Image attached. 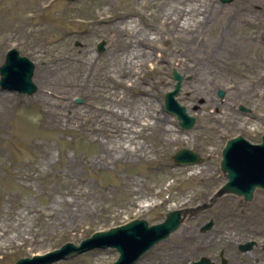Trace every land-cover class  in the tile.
Listing matches in <instances>:
<instances>
[{
  "label": "rangeland",
  "instance_id": "rangeland-1",
  "mask_svg": "<svg viewBox=\"0 0 264 264\" xmlns=\"http://www.w3.org/2000/svg\"><path fill=\"white\" fill-rule=\"evenodd\" d=\"M30 1L0 0V65L4 62L6 51L11 48H16L20 55L26 56L36 65ZM58 1L59 4L80 1L86 8H97V3L92 0ZM167 1L170 7H186V12L175 10L167 15V6L162 5L159 8L158 22L152 23L157 28L149 30L158 39L161 50L157 71L149 67L133 66L132 75L136 73L140 77L134 83L136 87L117 90L124 109L154 110L163 118L158 127L172 130L170 133H161V130L149 126L145 128L146 135L153 132L159 133L157 136L164 140L174 135L180 138L174 144L161 142L162 144L153 147L148 139L149 135L137 137V140L147 145L149 162L127 156L111 164L86 166L87 160L101 150L99 134H90L75 123L45 124L39 113L42 109L40 104L32 99L39 86L35 85L36 90L32 94L0 87V93L21 99L18 102H5L4 106H0V164H3L0 165V233L5 232L4 237L14 236L16 230H21L26 236L24 240L0 244V264H13L21 257L43 254L66 242L78 244L96 231L122 225L133 219H145L149 224H155L163 221L170 210L190 209L206 203L225 180L220 161L227 140L241 135L251 143L261 141L264 134V62L256 60L255 65L246 68L238 61V55L234 53V62L230 63L226 61L222 51L231 41L241 38L243 40L238 42L241 47L248 44L242 49L249 50L250 55L254 56L258 49L264 53V15L253 8L247 9L249 5H264V0H232L228 3L213 0L215 4L225 7L227 15H213L209 21L198 24L195 29L203 34L196 37L194 33L192 41L196 39L200 44L204 42L215 45V55H219L226 62H220L215 70L212 68L207 73L208 80L212 82L211 95L197 98L187 93H193L200 80H195L191 72L184 71L176 60L182 59L193 66L198 60L204 62L202 59L206 55L195 51L199 48L197 44L192 46V52L179 38L174 43L175 47L170 46L165 37L171 24L166 25L163 21V18H174L180 27L188 17V9L193 7L195 0ZM200 3L203 5L205 0ZM129 6L137 14L145 11L141 0H113L112 6L108 8L118 13L126 11ZM200 9L203 7L200 6ZM56 15V8L51 7L43 11L41 18L42 21L48 19L54 26L64 29L81 28L79 23L59 22ZM135 17L131 16V19ZM244 19H250L252 25H245ZM145 20L151 23L153 18ZM136 25L143 26L139 19ZM250 33L253 36L249 39L247 36ZM99 43H103L101 50L98 48ZM109 44L104 37L99 36L96 38L94 50L98 54H106L110 51ZM71 45L78 46L80 41L73 40ZM57 46L52 44L50 50L52 48L55 52L61 51V46ZM141 48L149 50L147 45ZM105 57L102 56L101 60H105ZM173 69L181 76L175 99L186 107L189 115L195 117V123L190 129L181 128L176 116L164 107V95L173 90L175 84ZM123 79L126 84L131 83L128 77ZM219 90L224 92L222 96L218 95ZM212 101L215 105H212ZM204 102L208 108L201 109ZM71 103L80 111L87 110L86 106L90 104L101 105L100 101L97 103L90 96L78 93L73 94ZM240 105L248 110L239 109ZM208 110L214 111L215 119L204 114ZM143 119L152 122L150 116H144ZM136 128L139 129L140 126L137 125ZM33 141L52 153L53 161L47 170L31 171L28 167L31 162L36 163L35 158L39 152V148L32 145ZM181 148L191 149L202 160L192 164H176L173 155ZM69 159H75L72 169L70 165L67 167ZM41 166L39 165L40 168ZM189 168L195 169L198 175L188 178ZM64 177L75 182L65 183ZM79 186L83 189L80 195L74 196L68 192L69 189ZM144 194L151 198L150 202H146L147 205L140 203ZM60 196L73 202L75 215L68 218L64 211H56L54 217L50 218L51 221L47 218L40 221L35 216L34 209H42L51 199ZM139 203L143 207H136ZM184 216L176 231L148 250L134 264H193L201 256L211 258L212 252L218 247L227 250L231 245L230 248H233L244 237L240 228L257 220L256 217L264 216V191L257 189L252 200L248 202L234 194H225L205 210L197 214L187 212ZM209 217L218 218L217 223L222 222L219 224L220 232H224L222 235H211L209 231L195 229L198 223ZM118 256L119 253L114 247L93 248L51 264H112Z\"/></svg>",
  "mask_w": 264,
  "mask_h": 264
},
{
  "label": "bare ground",
  "instance_id": "bare-ground-1",
  "mask_svg": "<svg viewBox=\"0 0 264 264\" xmlns=\"http://www.w3.org/2000/svg\"><path fill=\"white\" fill-rule=\"evenodd\" d=\"M97 3V8L84 7L80 1L65 3L57 0H31V32L33 34V53L36 59L34 67L33 82L38 87L36 93L32 96L41 106L39 111L43 122L48 125L70 124L75 123L80 127L85 128L90 134H99L101 136V150L92 158L87 160L86 166H101L102 164H111L127 156H135L138 159H144L149 162L147 157V145L139 140L137 137L148 136L149 141L153 147L156 144L164 142L167 145L174 144L180 138L176 135L167 137L165 140L156 133L145 134V128L151 126L153 129L161 130L162 132H172L159 128L163 118H161L155 111H144L132 108L124 109V104L121 103V97L117 93L119 88L128 90L136 87L135 82L140 79L135 74L132 75L133 66L149 67L151 70L157 71V65L161 60V50L158 46V39L151 34L149 30H156L157 27L153 22H158V12L162 5L167 6L168 11L186 12V7L180 6L170 7L167 0H141L145 11L140 14L135 13L134 8L129 6V9L123 12L114 13L109 10L112 6L113 0H92ZM201 0H195L193 7L188 9V17L185 22L179 27L176 19L163 18L166 25L171 24L169 33L165 37V41H169V45L174 47V43L179 38L183 40L185 47L193 49L192 46H197L195 51L204 53L206 57L198 60L194 65L185 63L182 59H177V64L182 66L184 71L192 73V77L200 80V83L193 89L194 98L199 96H210L212 93V82L209 81L207 73L212 68L214 70L219 66L220 62L229 61L233 63V54L238 55V61L246 68L256 64V60L264 62V53L259 49L255 51V55H250V51L242 48L248 46L240 45L238 41L243 39L231 41L226 45L225 53L226 61L222 60L219 55H215L217 47L211 43L202 42L197 43L192 41L194 33L196 37L203 34L198 32L195 28L200 23H205L214 15L226 16L227 12L224 6H219L213 0H205L201 5ZM183 2V1H182ZM180 2V4L182 3ZM135 3V1H134ZM129 5V3H128ZM200 6L203 9H200ZM55 7L57 10L56 18L63 24L79 23L80 29H64L60 26H54L50 20L42 21V13L47 9ZM109 7V8H108ZM253 8L263 13L264 5H249L247 9ZM162 10V9H161ZM164 12V9L162 10ZM131 16H136L131 19ZM152 17V22H147L145 18ZM143 26H137L136 21ZM192 22V24H191ZM134 23V26H132ZM245 25H252L250 19H244ZM203 31V29H201ZM172 35V36H171ZM176 35V37H174ZM102 36L106 39L110 46V51L106 54H98L94 50L96 38ZM252 33L248 34L247 38H251ZM123 37L128 38L127 40ZM79 40L80 45L73 46L71 41ZM157 39V40H155ZM194 39V38H193ZM61 46V51L55 52L50 50V46ZM143 45L149 46V50H144ZM188 49V50H189ZM189 50V51H190ZM187 51V50H185ZM193 52V50H192ZM221 53V49H219ZM105 60H101V57ZM175 62V61H173ZM260 62V63H261ZM119 63V64H118ZM118 64V65H117ZM114 65V66H112ZM128 74V75H127ZM124 77H128L130 84H126ZM133 78V81L131 80ZM141 89V88H139ZM143 91V89H141ZM80 94L82 96H90L93 100L101 105L90 104L86 106L87 110L80 111L71 103L73 94ZM190 97V96H189ZM21 99L10 94L0 93V106H4L5 102H18ZM103 100V101H102ZM104 103H102V102ZM192 101V100H191ZM208 101V100H205ZM212 105L215 102L212 101ZM206 107V102L201 105ZM214 111H204L208 117L215 119ZM144 116H150L152 122L143 121ZM140 126L139 129L136 126ZM185 139L186 137H182ZM35 148H39L36 155V163L31 162L28 166L31 171L35 169L47 170L53 161L52 153L43 148L42 145L33 141ZM39 160V161H37ZM67 167L73 168L75 159H69ZM1 166L3 164H0ZM39 165H42L41 168ZM29 170V172H30ZM31 173V172H30ZM60 177V174H57ZM198 172L189 168L188 178L196 177ZM73 179L67 180L65 177L63 182H69ZM75 181H72L74 183ZM62 183V182H61ZM69 193L74 196L80 195L83 192L82 187H75L69 189ZM73 197V196H72ZM142 205H147L151 198L148 194L142 195ZM136 204V207H143L141 204ZM73 202L60 196L59 198L51 199L42 209H34L35 216L41 221L43 218L54 217L56 211H64L69 218L74 214L72 208ZM56 205V208H55ZM150 205V203H149ZM75 215V214H74ZM6 233H0V244L13 243L19 239H25V232L16 230L14 236H6ZM2 247L0 246V249Z\"/></svg>",
  "mask_w": 264,
  "mask_h": 264
},
{
  "label": "water",
  "instance_id": "water-1",
  "mask_svg": "<svg viewBox=\"0 0 264 264\" xmlns=\"http://www.w3.org/2000/svg\"><path fill=\"white\" fill-rule=\"evenodd\" d=\"M220 1L228 3L232 0ZM98 48L103 49V43H99ZM33 72V62L26 56H21L16 48H11L6 52L4 63L0 66V86L3 89L19 93L32 94L36 90L32 81ZM172 77L176 82L173 90L165 93V109L176 116L181 128L190 129L195 123V117L189 115L186 112V107L175 99L180 88L181 76L173 69ZM223 94L222 90L218 91L219 96ZM239 109L248 110L242 105L239 106ZM173 158L179 165L198 163L202 160L197 153L189 148L179 149L174 153ZM220 168L226 179L206 203L190 209L170 210L166 213L164 220L156 224H149L145 219H133L107 230L96 231L80 241L79 244L66 242L59 248L44 254L19 258L14 264H51L93 248L106 247H114L119 253L117 260L112 264H134L155 244L174 232L187 212L197 214L211 206L216 199L224 194H235L241 196L244 201H250L257 188L264 190V134L261 136L260 143H251L241 135L228 139L222 149ZM212 223L209 221L202 225L201 231L210 229ZM240 247L245 248L242 245ZM194 264H209V262L206 258L201 257Z\"/></svg>",
  "mask_w": 264,
  "mask_h": 264
},
{
  "label": "flooded vegetation",
  "instance_id": "flooded-vegetation-1",
  "mask_svg": "<svg viewBox=\"0 0 264 264\" xmlns=\"http://www.w3.org/2000/svg\"><path fill=\"white\" fill-rule=\"evenodd\" d=\"M257 220L248 222L246 225L240 228L244 237L236 242L233 248L229 245V248H216L212 252L210 261L212 264H264V216L256 217ZM213 221V224L209 230L211 235H222L224 232H220V223L216 222L218 218L209 217L206 221L198 223L195 229H199L201 224ZM182 224V223H181ZM248 241H252L249 248L241 250L239 243L243 242L244 245ZM217 251V252H216Z\"/></svg>",
  "mask_w": 264,
  "mask_h": 264
}]
</instances>
